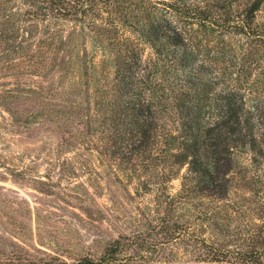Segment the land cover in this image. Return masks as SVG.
Masks as SVG:
<instances>
[{
  "label": "trees",
  "instance_id": "trees-1",
  "mask_svg": "<svg viewBox=\"0 0 264 264\" xmlns=\"http://www.w3.org/2000/svg\"><path fill=\"white\" fill-rule=\"evenodd\" d=\"M26 2L36 8L25 14L52 16L45 37L34 36L33 26L24 38L28 48L20 49L17 32L24 19L7 13L8 0H0V58L21 52L38 64L53 62L65 41L62 20L82 23L81 32L103 51L100 61L89 54L86 75L99 92L97 111L105 114L102 129L114 153L135 171L139 166L137 176L147 174L163 194L168 182L181 178L179 191L166 198L181 210L193 204L205 264H264L258 233L250 248L231 249L222 204L230 195L237 153L251 151L255 168L264 163V99L253 95V87L264 84L258 72L264 23L257 20L264 0ZM33 45L40 48L31 51ZM146 47L152 51L148 57ZM95 121L88 123L94 131ZM121 247L116 239L100 258L83 256L70 264H114Z\"/></svg>",
  "mask_w": 264,
  "mask_h": 264
},
{
  "label": "rangeland",
  "instance_id": "rangeland-1",
  "mask_svg": "<svg viewBox=\"0 0 264 264\" xmlns=\"http://www.w3.org/2000/svg\"><path fill=\"white\" fill-rule=\"evenodd\" d=\"M8 6L7 13L24 19L17 32L20 49L28 48L24 38L33 26L34 36L45 37L51 15L25 14L36 8L26 0H8ZM257 20L264 23V6ZM81 26L62 20L65 41L53 62L38 64L34 57L35 64L21 52L0 58V264L100 258L116 239L122 247L114 264H205L193 204L181 210L166 198L179 191L181 178L168 182L163 194L147 174L137 176L139 166L135 171L114 153L109 132L102 129L105 114L97 111L99 92L86 75L89 54L100 61L103 51ZM151 52L146 47L145 57ZM253 89L264 99V84ZM95 117L96 131L88 125ZM236 156L223 221L233 234L231 249L244 250L254 233L264 238V163L255 168L251 151Z\"/></svg>",
  "mask_w": 264,
  "mask_h": 264
}]
</instances>
